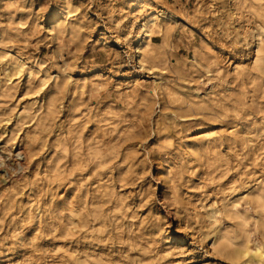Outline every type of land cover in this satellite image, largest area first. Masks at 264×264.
<instances>
[{
  "label": "rangeland",
  "instance_id": "rangeland-1",
  "mask_svg": "<svg viewBox=\"0 0 264 264\" xmlns=\"http://www.w3.org/2000/svg\"><path fill=\"white\" fill-rule=\"evenodd\" d=\"M236 6L230 0H0V54L25 62L16 72L0 56V264H230L206 237V211L264 174V130L262 136L248 132L253 123L264 126V111L249 96L241 112L212 99L227 84L237 92L234 65L250 68L256 56L251 34L263 20ZM158 11L170 13L160 19L171 29L166 37L154 34L161 57L142 66L140 28ZM57 19L64 27L56 33L49 28ZM195 51L202 56L199 67L191 66ZM136 78L140 82L131 85ZM94 79L101 83L93 86ZM169 90L184 100L170 99ZM199 93L207 104L190 111L187 97ZM50 99L54 112H47ZM235 127L252 137L253 149L231 144ZM212 131L217 152H194L190 145ZM61 136L69 150L59 162ZM89 144L111 155L98 172ZM207 157H214L213 166ZM104 181L114 193L101 205L95 188ZM119 198L125 208L114 210ZM71 207L81 210L79 222H71ZM251 229L252 242L261 243L260 231Z\"/></svg>",
  "mask_w": 264,
  "mask_h": 264
},
{
  "label": "bare ground",
  "instance_id": "bare-ground-1",
  "mask_svg": "<svg viewBox=\"0 0 264 264\" xmlns=\"http://www.w3.org/2000/svg\"><path fill=\"white\" fill-rule=\"evenodd\" d=\"M236 1V2H235ZM231 6H236L237 8L243 7L244 9L252 12L255 16L257 15L260 19L263 20L261 24L255 29H253L251 38L252 43L256 44V56L253 58L252 67L248 68L242 63H237L233 67L234 78L239 79L241 81V86L234 92L235 88L232 85L225 86L226 89L223 91L224 94L222 96L213 97V102H216L225 109H233L236 112H241L242 109L246 108V104L249 103L248 100L250 98V103L257 104L258 111H264V105L262 102H259L258 99L255 100V93L258 92L259 96L264 97V0H230ZM228 8V7H227ZM67 10V9H66ZM241 10V9H240ZM245 12V11H244ZM160 13L166 15V18H171L169 12L158 11L152 14H148L142 26L140 28L139 42L137 46V59L139 60L140 65L145 66L148 64H153L156 59L161 57V53L159 51V44L154 40V34L160 33L165 37L169 34L171 25L165 19L164 21L160 19ZM233 15H237L236 11L232 12ZM251 14V15H252ZM257 18V17H256ZM59 19V18H58ZM56 20V25L51 26L49 29L51 31L60 32L64 25H62L63 20ZM257 20V21H259ZM140 26V25H139ZM256 27V26H255ZM172 33V32H171ZM243 34V33H242ZM250 44V41L246 43ZM168 46V45H167ZM12 53V52H11ZM0 56L4 57L3 61L6 64V69L12 68L16 72H21L24 68V61L20 58L0 54ZM23 55H21L22 58ZM164 59V58H163ZM168 59V57H167ZM213 59V58H212ZM167 61V60H166ZM214 61V60H213ZM212 61V62H213ZM27 63V62H26ZM166 64V63H165ZM217 64V63H216ZM220 64V63H219ZM203 65L202 56L198 51L194 53V60L191 62V66L199 67ZM156 66V65H155ZM211 68V65H210ZM150 70V69H149ZM208 71H210L208 69ZM23 73V72H22ZM159 73V72H158ZM10 74V73H9ZM29 77H33L34 71L29 69L27 72ZM212 74V73H211ZM41 75V74H40ZM99 76V75H98ZM197 76V75H196ZM215 76V75H214ZM11 76H9L10 78ZM100 77V76H99ZM98 77V79H100ZM193 77V76H192ZM198 77V76H197ZM228 78V77H227ZM11 79V78H10ZM45 79V76L42 77ZM229 79V78H228ZM246 79L248 80L250 86H247ZM66 80V79H65ZM45 81V80H44ZM73 81V80H72ZM79 81V80H78ZM191 81V80H190ZM193 81V79H192ZM84 81L82 84L76 85V87H83L85 85ZM93 86L94 84L101 83V80H91ZM139 78L134 79L130 82L131 85L136 86L139 83ZM188 82V81H187ZM225 82V81H224ZM161 83V82H160ZM105 85V84H103ZM167 85V84H166ZM226 85V84H225ZM165 86V85H164ZM191 86V85H190ZM166 87V86H165ZM197 87V86H196ZM213 87V86H212ZM95 88V87H94ZM175 88V87H174ZM220 88V87H219ZM156 89V88H155ZM154 89V91H155ZM195 89V88H194ZM197 89V88H196ZM212 89V88H211ZM214 89V88H213ZM153 91V92H154ZM176 91V90H175ZM199 92L198 90H196ZM170 99L174 101H183L184 96L181 93L172 92L171 90L167 91ZM210 92V91H209ZM55 93V92H54ZM156 93V92H154ZM186 93V92H185ZM218 94V93H216ZM249 94V95H248ZM199 94L196 95H188L187 103L188 109L204 107L207 104V101L200 97ZM205 95V94H204ZM207 96V95H206ZM249 96V98H248ZM208 97V96H207ZM209 98V97H208ZM143 100L144 106L147 104L148 98L144 96L141 98ZM165 99V98H164ZM210 99V98H209ZM232 104H231V103ZM210 103V102H209ZM185 105V107H186ZM184 106V105H183ZM208 106V105H207ZM211 106V104H210ZM174 107V106H173ZM176 107V106H175ZM217 107V108H218ZM220 107V108H221ZM180 108V107H179ZM215 108V109H217ZM56 109V103L54 99H50L47 106V112H54ZM147 109V108H146ZM208 109V108H207ZM224 109V110H225ZM38 110V109H37ZM40 110V109H39ZM38 110V111H39ZM198 110V109H197ZM248 110V109H247ZM250 110V109H249ZM100 111V110H99ZM183 111V110H182ZM189 111V112H190ZM208 111V110H207ZM222 111V110H221ZM147 112V111H146ZM167 112V111H166ZM181 112V111H180ZM196 112V111H194ZM214 112V111H212ZM256 112V111H255ZM32 113V112H31ZM141 113V112H140ZM219 113V112H218ZM221 113V112H220ZM246 113V112H245ZM47 114V113H46ZM166 114V113H165ZM171 114V113H170ZM199 114V113H198ZM242 114V113H241ZM147 115V114H146ZM181 115V114H180ZM220 115V114H219ZM231 115V114H229ZM161 116V115H160ZM184 116V115H183ZM199 116V115H198ZM233 116V115H232ZM240 116V115H239ZM10 117V116H9ZM32 117V116H31ZM44 117V116H43ZM185 117V116H184ZM187 117V116H186ZM190 117V116H189ZM192 117V115H191ZM194 117V116H193ZM234 117V116H233ZM245 117V116H244ZM176 118V117H175ZM180 118V117H179ZM201 118V117H200ZM215 118V117H212ZM224 118V117H223ZM236 119V117H235ZM254 120V119H253ZM30 122V121H29ZM53 122V121H52ZM249 122V121H248ZM254 122V121H253ZM258 122V121H257ZM6 124V123H5ZM198 124V122H197ZM251 124V123H250ZM249 125V124H248ZM91 126V125H90ZM201 128V127H200ZM203 128V127H202ZM240 128V127H239ZM242 128V127H241ZM6 129V128H5ZM84 129V127H83ZM161 129V127H160ZM162 129H164L162 127ZM188 129V128H187ZM231 129V128H230ZM209 130V129H208ZM211 130V129H210ZM264 126H257L255 123L248 126V132H256L260 136L263 135ZM207 131V129H206ZM205 131V132H206ZM224 131V130H223ZM31 132V131H30ZM64 132V131H63ZM161 132V131H160ZM170 132V131H169ZM217 132V131H216ZM241 132V131H239ZM243 132V131H242ZM255 133V134H256ZM57 134V133H56ZM203 134V133H202ZM231 134V144L234 146L241 143L242 147H250L253 149L255 143L246 133L243 136H240L238 133V128L235 127ZM31 135V134H30ZM38 135V134H37ZM220 135V134H219ZM55 137V136H54ZM173 137V136H172ZM32 139L34 138L31 137ZM30 138V139H31ZM57 139V138H56ZM81 136L76 138V142L74 144V152L73 157L76 158L74 161L76 164L79 162V159L82 157V144L83 142ZM84 139V138H83ZM87 139V138H86ZM36 140V139H35ZM59 144L56 147V154L58 155L59 162L63 159L65 155H67L69 150V145L66 142V138L59 137ZM219 141V137L216 136L214 131L207 132L204 136L199 139L196 144L190 145L191 148L199 155H203L204 152L213 151L216 153L217 151L214 149L216 147V141ZM264 140V139H263ZM108 141V140H107ZM25 142V141H24ZM57 142V141H56ZM55 142V143H56ZM189 142V141H188ZM229 142V141H228ZM18 143V142H17ZM109 143V142H108ZM220 143V142H218ZM230 143V142H229ZM264 143V142H263ZM39 144V143H38ZM47 146V144H45ZM218 146V145H217ZM31 147V146H30ZM40 147V146H38ZM49 147V146H48ZM53 147V146H52ZM55 147V146H54ZM220 147V146H218ZM217 147V148H218ZM233 147V146H232ZM4 148V147H3ZM32 148V147H31ZM50 148V147H49ZM258 148V147H257ZM233 149V148H232ZM27 150V149H26ZM221 150V148H220ZM228 150V149H226ZM242 151V150H241ZM22 152V151H21ZM230 152V151H229ZM25 153V152H24ZM120 153V152H119ZM118 153V154H119ZM166 153V152H165ZM244 153V152H243ZM20 154V153H19ZM255 154V152H254ZM89 155L92 159V162L95 166V170L98 172L99 168H103V166L111 159V155L107 157L102 153V149L99 144H89ZM244 155V154H243ZM119 156V155H118ZM229 156V155H228ZM54 157V156H53ZM89 157V156H88ZM237 157V156H236ZM243 157V156H242ZM79 158V159H78ZM108 158V159H107ZM208 158V157H207ZM53 159V158H52ZM181 159V158H180ZM253 159V158H252ZM255 160L258 159V155H255ZM2 160V159H1ZM71 160V159H70ZM114 160V159H113ZM189 160V159H188ZM210 166L214 165L215 159L214 157L208 158ZM217 160V159H216ZM248 160V159H247ZM1 162V161H0ZM40 162V161H39ZM57 162V161H56ZM70 162V161H69ZM73 163V162H72ZM88 163V162H87ZM67 164V163H66ZM247 164V163H246ZM264 164V163H263ZM56 165V164H55ZM75 165V164H74ZM67 166V165H66ZM76 166V165H75ZM79 167V166H78ZM190 167V166H189ZM230 167V165H229ZM243 168V167H242ZM80 169V168H79ZM111 169V168H110ZM229 169V168H228ZM263 169V168H262ZM7 170V169H6ZM82 170V169H81ZM135 170V169H134ZM110 172V171H109ZM140 172V170H139ZM170 172V171H169ZM42 173H44L42 171ZM51 173V172H50ZM89 174V173H88ZM209 174V173H208ZM250 174V173H249ZM96 175V173H95ZM211 175V174H210ZM239 175V174H238ZM33 177V176H32ZM47 177V176H46ZM118 177V176H117ZM215 177V176H214ZM218 177H220L218 175ZM43 178V175H42ZM216 178V177H215ZM114 179V178H113ZM171 179V178H170ZM233 179V178H232ZM231 181H234V179ZM172 180V179H171ZM170 180V181H171ZM238 180V179H237ZM130 182V181H129ZM248 182V181H247ZM248 185V189L243 192L239 190H235L231 192L229 197L224 198L221 205H218L215 201L208 206L207 216L209 218V222H211L210 227L211 231L206 234V237H210L212 239L213 247L218 249L220 253L225 257L226 260L230 261V264H264V174L262 176L254 178ZM29 184V183H28ZM77 184V182H76ZM84 184V183H83ZM44 185V184H43ZM129 185V184H128ZM88 184L80 189L79 198H86L89 192ZM29 187V185H28ZM97 190L100 189V196L102 197V203L108 200H112V196L114 193L113 187L107 182L104 181L96 185ZM91 190V189H90ZM120 190V189H119ZM9 191V190H8ZM34 191V190H33ZM121 191V190H120ZM69 192V190H68ZM13 193V192H12ZM11 193V195H12ZM38 194V193H37ZM71 194V193H70ZM36 195V194H35ZM72 195V194H71ZM13 196V195H12ZM68 196V195H67ZM146 196V195H145ZM28 197V196H27ZM37 197V196H36ZM70 197V196H68ZM104 197V198H103ZM115 197V196H114ZM39 198V197H38ZM1 199V198H0ZM13 199V198H12ZM65 199V198H64ZM67 199V197H66ZM69 199V198H68ZM14 200V199H13ZM40 200V199H39ZM79 200V199H78ZM83 200V199H82ZM214 200V199H213ZM219 200V199H218ZM38 201V200H37ZM203 201V200H202ZM113 202V201H112ZM29 203V202H28ZM40 203V202H39ZM38 203V204H39ZM82 203V202H81ZM85 204V202H83ZM140 203V202H139ZM208 203V202H207ZM130 204V203H129ZM134 204V203H133ZM245 204V205H244ZM135 205V204H134ZM140 205V204H139ZM244 205L243 209L241 208ZM5 206V205H4ZM3 206V207H4ZM8 206V203H7ZM123 206V199L119 198L113 202L114 210L121 209ZM126 206V205H125ZM200 206V205H199ZM198 206V207H199ZM87 207V206H86ZM85 207V208H86ZM94 207V206H93ZM133 207V206H132ZM197 207V208H198ZM11 208V207H10ZM61 208V207H60ZM110 208V207H109ZM125 208V207H123ZM122 208V209H123ZM9 209V208H8ZM132 209V208H131ZM15 210V209H14ZM93 210V209H91ZM96 213L100 212V207L95 209ZM129 210V209H128ZM131 211V210H130ZM5 212V211H4ZM11 212V211H10ZM23 212V211H22ZM205 212V211H204ZM3 213V211H2ZM13 213V212H12ZM11 213V214H12ZM15 213H17L15 211ZM29 213V212H28ZM39 213V212H38ZM69 215L72 218L71 222L76 223L79 220H76L81 214V210L75 207H71L69 210ZM119 213V212H118ZM22 214V213H21ZM121 214V213H120ZM129 214V213H128ZM5 215V214H4ZM13 215V214H12ZM40 215V214H39ZM108 215V214H107ZM7 216V215H6ZM34 216V215H33ZM111 216V215H110ZM221 216H224L221 219ZM75 217V218H74ZM102 217V216H101ZM109 218V217H108ZM106 219V218H105ZM14 220V219H13ZM39 220V219H38ZM63 221V219H62ZM87 221V219H86ZM110 221V220H109ZM64 222V221H63ZM103 222V221H102ZM108 222V221H107ZM142 222V221H141ZM69 223V222H68ZM9 224V223H8ZM17 224V223H16ZM252 224L255 227V230L260 231V239L261 243L255 241L252 242V234L253 230L251 229ZM13 225V224H12ZM114 225V224H113ZM64 227V226H63ZM42 228V227H41ZM68 228V227H67ZM74 227H72L73 229ZM15 230V229H14ZM53 230V229H52ZM68 230V229H67ZM143 230V229H141ZM152 231V230H151ZM67 232V231H66ZM65 232V233H66ZM68 233V232H67ZM114 234V232H112ZM164 233V231H163ZM12 234V233H11ZM34 234V233H33ZM148 234V233H147ZM203 234V233H202ZM73 235V234H72ZM30 236V235H29ZM150 237V236H149ZM35 238V237H34ZM38 238V237H37ZM109 238V237H108ZM8 239V238H7ZM151 239V238H150ZM210 239V240H211ZM31 240V239H30ZM38 240V239H37ZM36 240V241H37ZM109 240V239H108ZM170 240V239H169ZM12 241V240H11ZM141 241V240H140ZM152 241V240H151ZM122 243V242H121ZM138 243V242H137ZM169 244V243H168ZM173 244V243H172ZM75 246V245H74ZM124 246V245H123ZM140 246V245H139ZM89 248V247H88ZM136 248V247H135ZM170 248V247H169ZM130 249V248H129ZM61 251V250H60ZM130 253V252H129ZM136 254V253H135ZM139 255V254H138ZM152 257V256H151ZM113 259V258H112ZM110 260V259H109ZM151 260V259H150ZM130 262V261H129ZM204 263V262H203ZM213 263V262H212ZM210 264V263H205ZM224 264V263H223Z\"/></svg>",
  "mask_w": 264,
  "mask_h": 264
}]
</instances>
